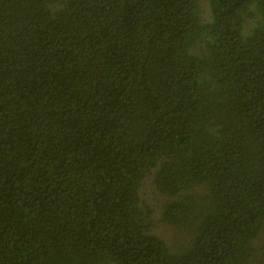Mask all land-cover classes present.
Listing matches in <instances>:
<instances>
[{"label":"trees","instance_id":"trees-1","mask_svg":"<svg viewBox=\"0 0 264 264\" xmlns=\"http://www.w3.org/2000/svg\"><path fill=\"white\" fill-rule=\"evenodd\" d=\"M207 1L0 0V264H250L264 0Z\"/></svg>","mask_w":264,"mask_h":264},{"label":"rangeland","instance_id":"rangeland-1","mask_svg":"<svg viewBox=\"0 0 264 264\" xmlns=\"http://www.w3.org/2000/svg\"><path fill=\"white\" fill-rule=\"evenodd\" d=\"M200 6V20L207 23L211 20L210 6L207 0H198ZM254 25L252 19L246 20L245 31L249 30ZM243 31V33H245ZM141 199L144 204L152 210L154 224V233L163 239L168 247L172 250L184 248L190 242V238L186 232H183L175 227L166 224L163 221V214L166 205L174 200L168 195L160 193L154 185L152 176H148L141 189ZM252 259L250 264H259L264 261V231L252 243Z\"/></svg>","mask_w":264,"mask_h":264}]
</instances>
